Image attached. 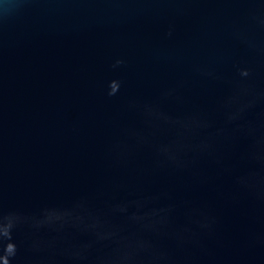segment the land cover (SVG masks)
Listing matches in <instances>:
<instances>
[{
	"label": "water",
	"instance_id": "water-1",
	"mask_svg": "<svg viewBox=\"0 0 264 264\" xmlns=\"http://www.w3.org/2000/svg\"><path fill=\"white\" fill-rule=\"evenodd\" d=\"M0 264H264V0H0Z\"/></svg>",
	"mask_w": 264,
	"mask_h": 264
}]
</instances>
